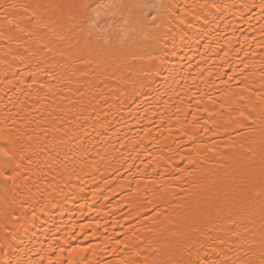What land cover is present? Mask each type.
<instances>
[{"label": "bare ground", "instance_id": "obj_1", "mask_svg": "<svg viewBox=\"0 0 264 264\" xmlns=\"http://www.w3.org/2000/svg\"><path fill=\"white\" fill-rule=\"evenodd\" d=\"M84 2L0 0V264H260L261 0H151L160 44Z\"/></svg>", "mask_w": 264, "mask_h": 264}, {"label": "snow or ice", "instance_id": "obj_2", "mask_svg": "<svg viewBox=\"0 0 264 264\" xmlns=\"http://www.w3.org/2000/svg\"><path fill=\"white\" fill-rule=\"evenodd\" d=\"M255 5H246L245 7H254ZM4 12L7 14L9 8H16L17 5H5ZM25 11H28L30 6H22ZM65 7L77 9L82 18L88 23L89 28L97 27L96 21L103 14L105 16H117L119 15L123 20V23L130 25V29H125V31H140L144 39H153L156 40L157 44L162 43L161 40L157 39V31L164 26L167 16L162 14V9L168 7L170 11V6H165L162 4H157L151 2V0H134V2H129V0H117V2H112L108 4L100 3L99 0L93 4L85 0L84 3L66 5ZM260 11L264 14V0H261L259 5ZM91 12L93 15H88ZM35 15V13H32ZM115 23V21H113ZM7 23L12 24L11 19L7 20ZM181 23H184L183 18H181ZM85 43H89L85 41ZM243 115V114H242ZM0 153H3L5 157L9 156V152L4 148H0ZM8 167V164H5V168ZM17 167H22V165H17ZM15 172V169H13ZM0 177H3L5 191H7V185L9 181H12L15 184L16 177L14 175H5L3 169H0ZM256 202L259 203L262 214H264V180H262V187L259 191L256 192ZM231 223H235L232 221ZM211 231V229H209ZM232 232L233 235H238L234 228L228 229ZM205 239H211V244L208 247L211 248L212 252H216L217 244L225 243V240L222 237H205ZM205 245H201L204 247ZM205 256L208 255L207 252L204 253ZM16 264H20V261H17ZM197 264H235L231 261L230 257H225L224 259L218 261H198ZM244 264H254L253 261H246ZM260 264H264V251L260 253Z\"/></svg>", "mask_w": 264, "mask_h": 264}]
</instances>
